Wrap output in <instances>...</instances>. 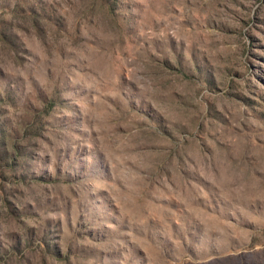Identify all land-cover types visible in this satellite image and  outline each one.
Masks as SVG:
<instances>
[{"label": "rangeland", "instance_id": "1", "mask_svg": "<svg viewBox=\"0 0 264 264\" xmlns=\"http://www.w3.org/2000/svg\"><path fill=\"white\" fill-rule=\"evenodd\" d=\"M0 264H264V0H0Z\"/></svg>", "mask_w": 264, "mask_h": 264}]
</instances>
